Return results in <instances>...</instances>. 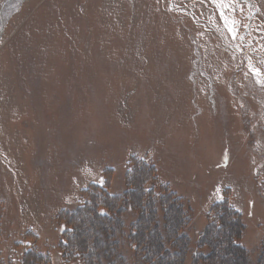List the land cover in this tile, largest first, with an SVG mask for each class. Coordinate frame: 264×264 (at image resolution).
Segmentation results:
<instances>
[{
	"label": "rangeland",
	"instance_id": "obj_1",
	"mask_svg": "<svg viewBox=\"0 0 264 264\" xmlns=\"http://www.w3.org/2000/svg\"><path fill=\"white\" fill-rule=\"evenodd\" d=\"M131 159L183 200L184 264L225 198L256 263L264 0H0V264H66L59 215Z\"/></svg>",
	"mask_w": 264,
	"mask_h": 264
},
{
	"label": "trees",
	"instance_id": "obj_2",
	"mask_svg": "<svg viewBox=\"0 0 264 264\" xmlns=\"http://www.w3.org/2000/svg\"><path fill=\"white\" fill-rule=\"evenodd\" d=\"M125 186L123 193L111 195L105 180L102 186L84 191L73 211L59 215L65 226L60 242L64 263H185L190 251L185 229L190 219L183 200L158 181L154 166L146 160L128 162ZM127 216L132 218L126 225ZM244 229L228 198L215 204L191 264H250L247 250L239 243ZM29 252L25 257L33 254ZM31 257L30 264H43L41 255ZM258 257L255 264H264V249Z\"/></svg>",
	"mask_w": 264,
	"mask_h": 264
}]
</instances>
